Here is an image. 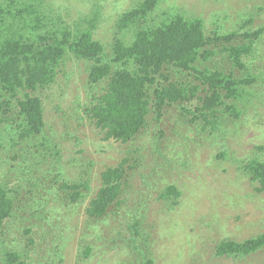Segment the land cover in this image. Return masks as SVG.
Returning a JSON list of instances; mask_svg holds the SVG:
<instances>
[{
	"label": "rangeland",
	"instance_id": "1",
	"mask_svg": "<svg viewBox=\"0 0 264 264\" xmlns=\"http://www.w3.org/2000/svg\"><path fill=\"white\" fill-rule=\"evenodd\" d=\"M6 1L10 3L6 5L9 22L0 29L4 36L26 20L36 26L37 16L42 18L41 32L47 36L50 30L63 31L64 27L80 34L94 24L93 38L101 41L112 57L116 39H123L115 33L116 27L124 34L118 26L122 17L145 0ZM175 15L201 17L209 34L237 30L247 35L238 38V43L244 44L249 53L239 61H224L226 75L233 74L237 81L256 79L244 87L245 98L231 101L223 95L226 104L216 113L198 99L182 106L183 111L162 117L151 113L147 133L143 131L134 144H127L106 138L107 129L96 127L92 109L108 86L88 81L92 62L68 53L56 70L54 85L39 88L43 90L39 95L29 91L43 100L46 130L49 127L55 131L50 134L54 142L47 136L40 138L39 143L45 146L40 148L42 155L48 157L40 175L30 177L31 172L21 174L17 170L19 165L25 166L23 159L31 153H10L12 148L7 144L0 147V184L9 190L15 203L12 218L0 228V264H146L150 260L154 264H238L216 256L214 247L223 238L240 242L264 234V192L256 191L251 172L247 174L244 169L252 160L264 162V0H158L150 24L158 25ZM200 91L198 95H203L204 88ZM171 119H179L183 131L215 147L188 151L201 162L198 167L192 166L197 171L175 168L160 176L150 174L149 155L145 156V164L136 168L127 150L141 147L143 140L150 145L149 135L160 127L174 129ZM224 152L223 161H207L210 154L216 157ZM120 164L130 169L123 199L140 204L146 223L129 226L126 221L123 230H110L126 215L121 200L110 213L111 225L92 227L87 209L102 186V174ZM27 181L35 186L26 187ZM66 183H86L89 189H84V201L74 203L75 196H70L75 190H67ZM169 185L181 192V197L175 199L178 203L159 199L158 192ZM229 195L252 200H241L238 209L228 202L225 211L224 199ZM117 212L120 215L116 218ZM217 212L218 217H228L225 225ZM213 221L216 228L208 230ZM6 254L14 257L7 259ZM244 264H264V253L250 257Z\"/></svg>",
	"mask_w": 264,
	"mask_h": 264
},
{
	"label": "trees",
	"instance_id": "2",
	"mask_svg": "<svg viewBox=\"0 0 264 264\" xmlns=\"http://www.w3.org/2000/svg\"><path fill=\"white\" fill-rule=\"evenodd\" d=\"M157 3L158 0H145L122 17L118 26L124 34L117 27L115 33L123 39H116L112 57L107 54L105 45L93 38V29H96L94 24L80 34L64 27L63 31L50 30V36H47L41 32L44 24L42 18L37 16L36 26H31L26 20L23 26L12 28L5 36L0 32V147L7 144L12 148L10 153L18 150L31 153L27 159H23L25 166L17 167L21 174L31 172L30 177L40 175L41 167L47 164V154L42 155L40 150L45 146L39 141L41 137L47 136L50 142H54L50 134L55 131L53 128L50 131L49 127L46 130L43 100L32 96L31 92L39 95L43 91L39 88L56 82V70L64 63L68 53H72L78 60L92 62L88 81L95 86H108L92 109L96 127L107 129L106 138L127 144H134L140 135H144L143 131L147 133L151 113L155 114L154 117H162L173 111H183L182 106H187L193 99L204 100V107L216 113L217 109L226 104L223 95L231 97V101L238 97L245 98L244 87L255 83L256 79L247 77L237 81L233 74L226 75L224 61H239L249 53L244 44L238 43V38L245 39L247 35L237 30L228 33L213 31L209 34L201 17L175 15L161 20L158 25H151L153 17L150 15ZM8 4L6 0L0 1V29L9 22ZM96 16L98 18L99 11ZM128 35L131 36L130 40L127 39ZM196 73V80L191 81L190 77H195ZM181 82L185 83L181 85ZM202 88L204 94L198 95ZM171 120L170 125L174 129L160 127L149 135L150 145L143 140L141 147L127 150V155L137 163L136 168L145 164V156L149 155L152 156L150 174L160 176L175 168L197 171L192 166L198 167L201 162L199 158L192 157L191 151L215 147L183 131L179 119ZM225 155V152L216 157L210 154L207 161L213 163L215 158L223 161ZM57 162L60 163V160ZM246 165L244 169L247 174L251 172V180L259 185L256 191L264 192V162L252 160ZM205 169L209 168L205 166ZM129 170L120 164L103 172L102 186L87 209L88 222L92 227L111 225L110 213L119 206L121 200L122 211H126V215L121 219L118 217L119 220L115 221L110 230H123L126 221L129 226H138L143 224L142 221L145 225L147 216L143 214L144 209L140 208V204L130 203L129 198L123 199ZM28 181L26 187L33 188L35 185ZM236 181L238 185L240 182ZM65 186L67 190H75L70 196H75L72 199L74 203L84 201V189H89L86 183H66ZM158 195L159 199H170L178 203L175 199H179L182 194L175 185H169L164 191H159ZM228 198L224 199L225 211L228 202L233 204L234 209H238L241 200H252L241 199L240 195H229ZM14 204L9 197V190L0 184V228L12 218ZM119 215L117 212L116 218ZM129 215L131 217L128 220ZM218 218L224 225L228 219L226 216ZM215 228V221L209 223L208 230L213 231ZM258 229L261 227L258 226ZM213 250L219 258L244 264L250 257L264 253V234L240 242L223 238ZM6 257L10 259L14 255L6 254ZM146 264L154 262L150 260Z\"/></svg>",
	"mask_w": 264,
	"mask_h": 264
},
{
	"label": "clouds",
	"instance_id": "3",
	"mask_svg": "<svg viewBox=\"0 0 264 264\" xmlns=\"http://www.w3.org/2000/svg\"><path fill=\"white\" fill-rule=\"evenodd\" d=\"M95 28H96V27H95ZM198 69H200V65L198 66ZM225 70H226V69H225ZM225 70H224V71H225ZM225 73H227V72H225ZM195 75H196L195 77H193V76L190 77V80H191V81H195V80H196V77L198 76V73H196ZM183 83H185V82H181V85H182ZM52 85H54V84H52ZM50 86H51V85H50ZM251 178H252V177H251ZM252 182H253V181H252ZM254 184H256V183H254ZM256 185H257V184H256ZM257 186L259 187V185H257Z\"/></svg>",
	"mask_w": 264,
	"mask_h": 264
}]
</instances>
